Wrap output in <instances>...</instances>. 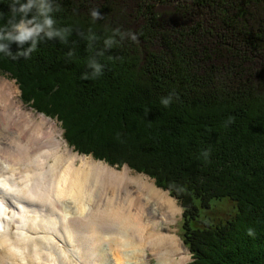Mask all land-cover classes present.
<instances>
[{"label": "trees", "instance_id": "16d2710c", "mask_svg": "<svg viewBox=\"0 0 264 264\" xmlns=\"http://www.w3.org/2000/svg\"><path fill=\"white\" fill-rule=\"evenodd\" d=\"M52 2L57 27L72 28L66 43L45 40L28 58L0 53L22 103L57 120L79 154L169 191L189 264H264V0ZM11 3L0 0V27ZM117 27L138 40L96 56ZM89 29L91 48L80 35ZM93 56L103 72L85 80ZM226 203L234 213L216 218Z\"/></svg>", "mask_w": 264, "mask_h": 264}, {"label": "bare ground", "instance_id": "6f19581e", "mask_svg": "<svg viewBox=\"0 0 264 264\" xmlns=\"http://www.w3.org/2000/svg\"><path fill=\"white\" fill-rule=\"evenodd\" d=\"M131 175L73 152L57 123L36 118L0 79V264H187L170 226L182 209ZM132 181L145 189L132 192Z\"/></svg>", "mask_w": 264, "mask_h": 264}, {"label": "clouds", "instance_id": "9594fccd", "mask_svg": "<svg viewBox=\"0 0 264 264\" xmlns=\"http://www.w3.org/2000/svg\"><path fill=\"white\" fill-rule=\"evenodd\" d=\"M9 11L11 15L0 27V53L10 56L12 59L28 58L37 49L38 44L45 40L59 39L66 43L72 33L71 27H57L53 13L60 11V6L54 5L52 0H25V2L12 0ZM90 15L94 22L103 18V14L96 8L90 11ZM80 35L88 41L89 48L98 40L97 34L91 29L87 34L80 33ZM126 39L136 42L138 36L133 31H122L119 27L111 29L110 34H107L103 40L104 48L97 50L95 55L103 56L107 50ZM12 44L17 45L15 54L11 51ZM68 55L71 56L72 53L69 52ZM87 66L91 72L82 74V78L85 80L95 79L103 72L104 66L95 59V56L89 58ZM173 95L175 93L162 98L161 103L165 107L169 106ZM232 121L233 118L229 117L227 123H232ZM202 155L207 159L209 152L204 151ZM252 234L250 229L249 235Z\"/></svg>", "mask_w": 264, "mask_h": 264}, {"label": "rangeland", "instance_id": "374dc122", "mask_svg": "<svg viewBox=\"0 0 264 264\" xmlns=\"http://www.w3.org/2000/svg\"><path fill=\"white\" fill-rule=\"evenodd\" d=\"M0 79H5V80H7L9 83H11V84H13L15 87H17L18 88V90H19V100H20V102L22 103V101H21V92H20V89H19V86L17 85V83H16V81L15 80H12L8 75H5V74H2V73H0ZM23 104V103H22ZM24 105V104H23ZM25 107H26V109L27 110H31L33 113H34V115H35V117L36 118H39L40 116H44V117H46L45 115H43V114H40V113H37V112H35L32 108H29V107H27L26 105H24ZM46 118H49V117H46ZM50 120H52V121H55L56 123H57V127H58V129L60 130V132H62V135L64 134V131H63V128H62V126H61V124L57 121V120H54V119H51V118H49ZM72 150H73V152H75V150H74V148L73 147H70ZM75 153H78V152H75ZM79 154V153H78ZM83 156H87V157H93V156H89V155H83ZM93 159L94 160H96L94 157H93ZM96 161H99V160H96ZM104 163H106V162H104ZM109 165V164H108ZM125 166V165H124ZM110 167H112V168H116V170H118V171H122L123 170V168H118V166H110ZM131 170V169H130ZM131 172H132V175L131 176H133V177H135L136 175H144V176H147V175H145V174H139V173H137V172H135V171H133V170H131ZM151 181H154L155 182V180L154 179H151L149 176H147ZM136 180V179H135ZM131 184H132V192L133 191H140V190H142V189H145L142 185H138L139 184V182H136V183H133V181L131 182ZM155 185H156V182H155ZM157 187V186H156ZM158 188V187H157ZM100 189V192H104V193H108V194H112L109 190H108V188L106 187V186H102V187H100V188H98V190ZM159 189H161V188H159ZM161 190H163V189H161ZM163 191H166V190H163ZM170 195V194H169ZM171 197V196H170ZM173 198V197H172ZM175 199V198H174ZM176 200V199H175ZM89 201V200H88ZM176 202L178 203V206L181 208V205H180V203L176 200ZM89 205H90V207L92 208V206H91V201H89ZM182 209V208H181ZM234 213V206H233V204H231V203H226V204H224V205H222V206H219L218 207V210H217V212L215 213V217L216 218H221V219H224L225 217H228L229 215H231V214H233ZM100 215H101V212L99 213ZM99 215V216H100ZM181 219H182V213H181V215L180 216H178V221L175 223V224H171L170 226L172 227V229L174 230V231H176V235H178V237H181ZM112 238L114 239V240H116L115 238H114V236H112ZM180 239H182V238H180ZM188 249V248H187ZM190 252V251H189ZM189 257H190V260H189V262L187 263V264H189V263H191L192 262V255H191V253H189ZM151 261H152V264H155V262H156V260L154 259V258H152L151 259Z\"/></svg>", "mask_w": 264, "mask_h": 264}]
</instances>
